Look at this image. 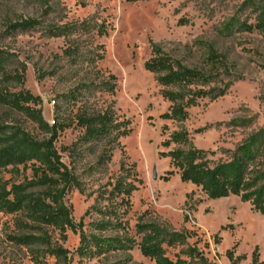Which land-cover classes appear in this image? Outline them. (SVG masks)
<instances>
[{"label":"rangeland","instance_id":"obj_1","mask_svg":"<svg viewBox=\"0 0 264 264\" xmlns=\"http://www.w3.org/2000/svg\"><path fill=\"white\" fill-rule=\"evenodd\" d=\"M247 1L0 0L4 67L22 78L7 87L39 98L37 108L45 122L58 130L54 146L80 184L65 196L75 223L82 222L89 242L99 236L123 243L81 259L76 255L80 233L68 231L63 239L52 230L53 242L71 252L72 264H156L141 253L138 223L188 236L185 245L167 249L171 259L192 247L208 264H252L255 252L264 264V216L249 203L238 197L210 200L201 189L182 183L177 172L165 179L173 169L170 159L159 154L179 148L162 147L178 124L162 119L170 103L145 68L153 48H159L184 66L213 76L216 87L226 89L223 97L202 99L190 108L184 127L211 161H229L239 145L264 129V36L237 25L254 21L244 6ZM22 20L38 25L11 28ZM107 112L113 114L116 130L88 140L80 119ZM0 124L20 128L39 141L51 137L3 105ZM125 130L131 133L121 136ZM33 166L21 167L20 174L9 168L4 181L32 180ZM122 178L137 187L129 205L110 196ZM18 220L0 210V264H37L35 254L43 255L42 249L21 240L39 234ZM105 221L112 226L102 231L99 224Z\"/></svg>","mask_w":264,"mask_h":264},{"label":"trees","instance_id":"obj_2","mask_svg":"<svg viewBox=\"0 0 264 264\" xmlns=\"http://www.w3.org/2000/svg\"><path fill=\"white\" fill-rule=\"evenodd\" d=\"M251 10L254 21L238 22L241 31L258 32L264 36V0H249L244 3ZM38 25L34 20H22L14 24L12 29H29ZM58 36V34H55ZM215 56H213L214 59ZM6 52L0 46V105L9 107L24 114L32 122L45 129L50 139L39 141L20 128H9L0 124V210L9 215L19 216L18 224L37 230L38 236L30 234L22 239V243L36 244L42 254H35L37 264H50L48 258H54V264H72L73 256L58 242H53V231H58L65 239L66 233H80V247L76 255L91 258L97 253L108 252L122 242L94 236L89 242L83 231L82 222L76 224L72 210L65 203L67 191L80 186L75 175L62 162L54 144L58 130L49 127L45 122L42 110L37 107L40 100L30 92H10L7 85L11 81L20 82L21 75H13L4 67ZM145 68L155 77L161 87V96L170 103L169 112L162 119L178 124V129L162 147L170 149L172 145L179 148L168 153L160 152V157L170 159L172 171L165 179L177 174L181 182L201 189L210 200H221L238 197L243 203H249L252 211L264 216V129L251 135L235 151L227 162L215 163L208 158L209 153L196 148L189 132L184 127L189 119V109L197 107L202 99L215 100L226 94V89L216 87L213 76L197 69L184 66L166 55L161 49L153 48L152 57ZM113 114L81 118V125L86 130L88 140L108 136L113 128ZM124 122L122 125H129ZM167 127L163 128L165 133ZM131 130H125L121 136H128ZM119 137V135H118ZM34 166L32 180L24 179L19 183L4 181L3 174L12 168L11 173L20 174V168ZM39 164V166H36ZM137 187L125 178L118 180L111 192V197H121L123 203L129 205V199ZM108 214V212H101ZM110 216V215H109ZM111 221L99 224V229L107 230ZM137 234L142 235L139 244L143 256L156 264H208L206 257L198 249L189 247L181 251L176 259L167 254L168 248L185 245L187 235L182 233L168 234L154 224L138 223ZM184 255L186 259L181 258ZM233 252L228 256L233 260ZM252 264H261L257 252L253 255Z\"/></svg>","mask_w":264,"mask_h":264}]
</instances>
